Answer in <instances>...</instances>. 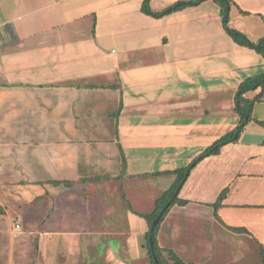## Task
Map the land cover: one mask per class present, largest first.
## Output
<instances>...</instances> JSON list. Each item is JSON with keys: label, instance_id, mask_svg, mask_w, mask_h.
Returning <instances> with one entry per match:
<instances>
[{"label": "crops", "instance_id": "1", "mask_svg": "<svg viewBox=\"0 0 264 264\" xmlns=\"http://www.w3.org/2000/svg\"><path fill=\"white\" fill-rule=\"evenodd\" d=\"M143 1L0 0V194L7 185L17 186L11 193L18 202L13 213L22 226L35 228L24 229L27 237L18 236L28 241L35 235L32 264H77L101 240L108 242V264H125L114 254L119 241L129 259L146 264L142 241L147 223L131 211L121 189L132 185L130 193L137 185L135 196L148 195L149 187L161 189L157 193L167 190L175 175L166 183L156 180L160 174L142 175L183 167L232 130L239 121L233 109L238 85L264 71L262 55L225 32L213 0L160 17L143 12ZM177 1L150 0L149 8L161 11ZM231 1L229 26L253 42L264 37V0ZM252 116L264 120V95L254 102ZM263 139L264 128L250 121L237 141L195 165L179 191L188 202L179 205L183 217L173 205L157 233L160 247H167V235L176 245L180 222L205 221L212 229L203 241L209 255L216 249L226 256L223 243L233 253H228L230 264H250L248 255L256 259L257 243L264 247ZM118 144L126 161L122 179L99 181L90 194L77 185L48 183L112 170L108 175L117 176ZM107 161L112 170L104 167ZM149 177L156 181L148 183ZM140 178H146L143 189ZM223 189L227 193L217 219L211 204ZM43 194L52 197L48 206L26 210V203ZM110 199L127 202L131 235L93 233V227L103 225Z\"/></svg>", "mask_w": 264, "mask_h": 264}, {"label": "trees", "instance_id": "2", "mask_svg": "<svg viewBox=\"0 0 264 264\" xmlns=\"http://www.w3.org/2000/svg\"><path fill=\"white\" fill-rule=\"evenodd\" d=\"M149 1L150 0H144L142 4V11L146 14H150L154 17H160L165 14H168L172 11L179 10L186 6H194L199 4L202 1L205 0H180L177 1L170 6L166 7L165 9L161 11H152L149 8ZM216 2L220 7V14H221V22L223 25V28L225 32L235 41L237 44L249 47L253 50H255L257 53L261 54L264 58V37H262L257 42L251 41L246 35H244L242 32H240L237 29H234L229 26V10L230 5L233 3L231 0H213ZM243 14H246L243 11H240ZM259 88L258 93L253 96L252 98H248L246 96V93L255 90ZM264 95V71L259 72L256 75L249 76L245 78L237 87V90L234 95V111L239 116L238 124L230 131L223 134L219 139L215 140L210 146L206 147L199 155H197L195 158L192 159V161L187 165L180 168H176L173 170H167L163 172H153L150 174H143L142 176L147 175H154V174H173L175 175V180L172 183V185L165 190L161 196H159L157 199H155L153 203V207L150 210V212L141 213L136 210H134L131 206L130 209L132 212H134L139 217L143 218L147 225L148 229L145 233V239L146 243L143 244V247H145L147 255L149 257V260L151 264H190L186 263L185 260H183L176 252H174L170 248H162L159 246L157 241V233L158 229L160 227L161 222L164 220L167 213L170 211L171 207L175 204H178L180 206L186 205L188 202L187 200L180 199L179 198V191L187 179L189 173L191 170L195 167L197 163H199L204 158L211 156V155H218L220 153L221 148L230 142H235L239 138L241 132L245 128L248 122L253 121L260 126L264 128V120H258L256 118H253L252 116V107L255 101L260 100L262 96ZM118 113L114 114V118L117 116ZM262 144L264 145V139ZM118 152H119V158H120V166L121 170L117 176H109V175H103V176H93L89 178H79L78 180H49L48 183H51L56 186H61L65 188H73L78 183H85L87 181H102L106 179H113V178H119L122 179L123 176H125V168H126V161L124 152L122 150V147L118 144ZM131 177V176H130ZM227 193V189H223L217 196L216 200L211 204L214 216L219 219L217 215V210L222 204V200L224 199L225 195ZM52 197L49 194H43L36 196L31 201L25 204V207L28 209H38V207H46L49 204V200H51ZM48 201V202H47ZM158 218L156 223L153 225L154 220ZM152 227V228H151ZM229 229L235 231V232H244L247 233L245 228L242 227H230ZM6 237V236H5ZM2 234H0V239L3 240L4 244L0 247V264H8L7 259H3L2 257L6 256L7 250H8V244L5 245L6 238ZM150 237H151V243L150 245ZM5 241V242H4ZM258 244V251L261 257V262L264 264V247ZM37 243L34 242V248L32 251V256L34 257L37 251ZM169 252V255H165V251ZM155 257V258H154ZM32 264V263H31Z\"/></svg>", "mask_w": 264, "mask_h": 264}, {"label": "rangeland", "instance_id": "3", "mask_svg": "<svg viewBox=\"0 0 264 264\" xmlns=\"http://www.w3.org/2000/svg\"><path fill=\"white\" fill-rule=\"evenodd\" d=\"M113 153H114V151H113ZM111 164H112L111 161H107L105 163L104 167L108 170H112L111 167H113V166H111ZM188 164H186L184 166H187ZM97 172H98V170H95L93 172V174L91 172H89V173L92 175H95V174H97ZM111 172L114 173L115 170L114 171L113 170L107 171L104 174L108 175ZM82 174L88 175L87 172H83ZM155 175H158V174H155ZM159 176H162V177H159L156 180L158 182H163V183H166L164 181H167L168 180L167 178L170 177V175L163 174V173L160 174ZM146 178H140V180H139L140 186L138 185V187H141V189H143L142 186L145 184L144 180ZM132 179H136V178H132ZM150 179H152L154 182L156 181V180H154V178L149 177L147 179L148 183L151 182ZM106 180H108V179H106ZM131 181H132V183H135V181H133V180H131ZM97 182H99V181L85 182V183H88L87 185L84 183L83 184L78 183L77 187L78 188H84V191H87V193L90 194V193L95 191V188H92V187H94L96 185L98 187L100 186V184H96ZM86 186H88V190H87ZM102 187L104 188L105 185L101 186L99 189L97 188L96 193L97 192L99 193L100 191H102L101 190ZM134 187L136 189L137 185ZM16 188H17V186H12V184L7 185L3 188V190L5 189L4 190L5 193L0 194V234H2L4 237L6 236L5 238H6L7 242L5 243V245L8 244V250H7L6 256L2 257V258L7 259V263H10V264H31L32 263V251L34 248V242L36 241L35 235L33 237H30L31 239H28V241H26V240L18 241V239L20 240L19 237L23 235V233H24L23 231H25L24 229H28L27 232H34L35 228H34V226H32L33 224H31V226H27L25 224H24V226H22L20 219L16 215H14V213H13V210H16L18 208V207H16V204L18 202H14L17 200L12 198L14 196L13 195L14 193L11 194L12 191L14 192V190ZM132 188H133L132 185H130L129 188H127V186L125 185L126 190L121 189V192L126 193L125 198L127 199V201L130 200L129 201L130 206L132 208L137 209L141 213L150 212L151 209H148L149 208V199L152 196H153L152 198L157 199L165 191L164 190L161 193H157V191H159L161 189L153 190V189H150V187H149L148 188L150 190L149 194L151 193L152 194L151 196H148L149 194L148 195L142 194V196L141 195L139 196V194H136V196H135V194L133 193V191L135 192V189H133V191L129 193V190H132ZM29 193L30 194L35 193V191L31 190ZM205 195H206V193L203 192L201 195H199V197L202 198ZM103 196L107 197L106 194H103ZM128 196H129V200H128ZM178 196H179V198L181 197L180 195H178ZM100 197L101 196L95 197V199H99ZM118 199H120V198L118 197ZM139 199H145L146 203H144V202L140 203ZM106 203L108 205V211L106 213H102L103 216L101 215L102 216L101 222L103 225L99 226V227H93V233L97 232L96 234H100L98 236H104L107 238H109V237L111 238V237H115V236H116V238H118L117 236L121 237L122 234H124V235L130 234L131 235V232H129V230L127 229V223H126L127 209H126L125 205L127 202L123 200L121 202L122 204H119L116 201H113L110 199V201L106 200ZM152 203H154V202H152ZM204 206L206 209L208 208V206H206V205H204ZM5 207H6V209H5ZM27 209L28 208H26V210ZM178 209H179L178 216L181 218V217H183V216H181L182 215V211H181L182 208L179 206ZM96 214H97V212H96ZM100 214H99V216H100ZM179 217H177V218H179ZM30 220H32V219L30 218ZM15 223H19V227H15V225H14ZM147 228H148V225H147ZM178 229H180V230H179L178 234L176 235L177 241H174V244H176V245H172V240L170 241V237L167 235V236H165V241L167 242V244H166L167 247H165V248H170L174 252L178 253V255L183 260H185L186 263L203 264L205 262H209V264H230V258H231V255L233 253L227 252V250H229V249H225L226 247H224L223 243L221 244L222 252H225V254H227L226 256H220L216 252L217 251L216 249H214V251L211 250L212 255H209L210 253H207L206 250L203 249L204 248L203 247V243H204L203 241L208 240L205 237V234L207 232H210V231L212 232V229L210 228L209 225H207L205 223V221H201L198 223H194L191 220H187L185 222H180ZM29 234L30 233H28V234L24 233L23 237L24 236L27 237V236H29ZM216 239H217V237H216ZM1 241H3V240L0 239V247L2 244H4ZM142 242H143V244H145L146 239L143 238ZM107 243L108 242H105L103 240H101L99 243L97 242L96 245L94 243V246H97V247H95L97 249L94 251V253L90 254L89 257L87 256L88 254L83 253L82 260L80 258V260L77 261V264H81L82 262L83 263L89 262L90 264H108L107 261L104 260V257H105L104 248L106 247L105 245ZM229 244L234 246V243H229ZM121 245H122L121 241L114 243V247L118 246L117 250L114 253L115 257L122 259V262L125 264H138V263H134L132 259H129V256L126 254V251L123 248H120ZM213 245H214V247H216V243ZM85 246H86V244L82 248L83 252H85V249L87 247V246L86 247ZM91 246L93 247V245H91ZM143 248L146 251L145 247H143ZM165 253H166L165 254L166 256L169 255L168 250L165 251ZM228 253H230L231 255ZM238 253L241 254L242 251H240ZM256 253H257V256H255L256 259H253V257L248 255L247 252L245 253L248 255L249 258H252V260L250 261V264H262L259 251ZM202 254L208 255V257L209 256L210 257L206 258L204 260ZM144 256L146 257V255H144ZM88 259H90V261ZM146 264H151L148 256L146 258Z\"/></svg>", "mask_w": 264, "mask_h": 264}, {"label": "water", "instance_id": "4", "mask_svg": "<svg viewBox=\"0 0 264 264\" xmlns=\"http://www.w3.org/2000/svg\"><path fill=\"white\" fill-rule=\"evenodd\" d=\"M158 220V218H156L155 220H154V222H153V225L156 223V221ZM152 228V227H151ZM150 245L152 246V243H151V237H150ZM155 258V257H154Z\"/></svg>", "mask_w": 264, "mask_h": 264}, {"label": "built area", "instance_id": "5", "mask_svg": "<svg viewBox=\"0 0 264 264\" xmlns=\"http://www.w3.org/2000/svg\"><path fill=\"white\" fill-rule=\"evenodd\" d=\"M15 227H19V225L18 224H15Z\"/></svg>", "mask_w": 264, "mask_h": 264}]
</instances>
